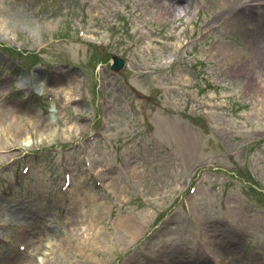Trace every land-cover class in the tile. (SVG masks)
I'll return each mask as SVG.
<instances>
[{
	"label": "rangeland",
	"instance_id": "1",
	"mask_svg": "<svg viewBox=\"0 0 264 264\" xmlns=\"http://www.w3.org/2000/svg\"><path fill=\"white\" fill-rule=\"evenodd\" d=\"M238 5L0 0V264H264V31Z\"/></svg>",
	"mask_w": 264,
	"mask_h": 264
},
{
	"label": "bare ground",
	"instance_id": "2",
	"mask_svg": "<svg viewBox=\"0 0 264 264\" xmlns=\"http://www.w3.org/2000/svg\"><path fill=\"white\" fill-rule=\"evenodd\" d=\"M221 1H223V3L228 6V8H230L233 4L234 5L239 4L234 9L236 10V14H238L240 19L244 20V25L246 26V29L252 30L253 32H256V33H262L264 31V0H221ZM247 3H250V5H253V7L245 6V4ZM232 14H233L232 10H227L225 12H222L220 16L221 17H231ZM213 21L216 23L218 21V18H215ZM263 35H262L263 39L260 41V43L259 42L254 43L251 47V55H249V58H248V60L251 62L249 65L253 64V62L254 64L257 63L256 66L254 65L252 67H248L249 72L252 74L259 73L260 71H264V36ZM243 57L247 59L246 55L245 56L243 55ZM77 88H78V85L75 87L73 85V87L70 88V91L76 90ZM7 122H9L10 125H12L11 120ZM6 126L7 124L5 123L4 127L1 128L2 138L4 139L8 138L7 134L5 133ZM16 130L19 131L18 127H16ZM77 221L79 222L80 220H77ZM76 228H77L76 233L78 234L79 238H82L83 242L86 243V245L83 246L82 248L83 251L90 246L96 245V242H98L97 240L98 237L100 239V235H98L97 233H93L92 235H87L86 231H84L85 229L79 230V226ZM83 231H84V235H83ZM19 264H25V263L20 262Z\"/></svg>",
	"mask_w": 264,
	"mask_h": 264
},
{
	"label": "water",
	"instance_id": "3",
	"mask_svg": "<svg viewBox=\"0 0 264 264\" xmlns=\"http://www.w3.org/2000/svg\"><path fill=\"white\" fill-rule=\"evenodd\" d=\"M123 66H124V63L121 60H119L118 58L114 59V64L112 66L113 70L119 71L121 68H123Z\"/></svg>",
	"mask_w": 264,
	"mask_h": 264
}]
</instances>
